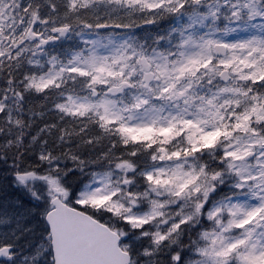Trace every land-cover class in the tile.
Wrapping results in <instances>:
<instances>
[{"label":"snow or ice","instance_id":"obj_1","mask_svg":"<svg viewBox=\"0 0 264 264\" xmlns=\"http://www.w3.org/2000/svg\"><path fill=\"white\" fill-rule=\"evenodd\" d=\"M0 264H264V0H0Z\"/></svg>","mask_w":264,"mask_h":264}]
</instances>
